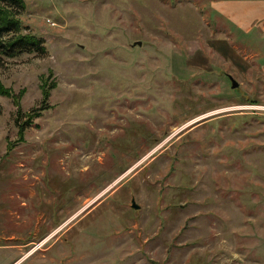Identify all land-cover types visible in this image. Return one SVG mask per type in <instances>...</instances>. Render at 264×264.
Wrapping results in <instances>:
<instances>
[{
	"label": "rangeland",
	"instance_id": "obj_1",
	"mask_svg": "<svg viewBox=\"0 0 264 264\" xmlns=\"http://www.w3.org/2000/svg\"><path fill=\"white\" fill-rule=\"evenodd\" d=\"M24 2L44 50L0 53V264H264L253 36L199 0Z\"/></svg>",
	"mask_w": 264,
	"mask_h": 264
},
{
	"label": "crops",
	"instance_id": "obj_2",
	"mask_svg": "<svg viewBox=\"0 0 264 264\" xmlns=\"http://www.w3.org/2000/svg\"><path fill=\"white\" fill-rule=\"evenodd\" d=\"M199 1L205 2L204 0ZM206 2L212 11L208 17L209 20L221 18L228 25L226 29L229 32H234V38L244 42L250 50L251 47L256 48L250 42V37L253 36L255 44H258V51L254 50V54L258 56L259 65L264 66V53L259 51L262 47L264 50V0H207ZM230 22L231 27L229 26ZM222 28L220 31L224 30ZM221 35L224 38L220 37ZM215 36L205 41L208 50L213 55L219 56L224 63H230L231 58H234L233 49H236L234 41L229 40L223 31L220 34H215ZM194 50L191 52L192 55L197 51ZM199 65L202 66L203 64L199 63Z\"/></svg>",
	"mask_w": 264,
	"mask_h": 264
},
{
	"label": "trees",
	"instance_id": "obj_3",
	"mask_svg": "<svg viewBox=\"0 0 264 264\" xmlns=\"http://www.w3.org/2000/svg\"><path fill=\"white\" fill-rule=\"evenodd\" d=\"M24 9V0H0V53L14 56L18 53L44 50L40 37L30 32H22L24 27L17 15ZM46 108L47 106L38 109L33 117L40 116ZM33 117L29 116L25 126L31 124Z\"/></svg>",
	"mask_w": 264,
	"mask_h": 264
},
{
	"label": "water",
	"instance_id": "obj_4",
	"mask_svg": "<svg viewBox=\"0 0 264 264\" xmlns=\"http://www.w3.org/2000/svg\"><path fill=\"white\" fill-rule=\"evenodd\" d=\"M135 44L139 45V44H141V43H140V42H137V43H135ZM230 79H231V82H232V87H237V86H238V82H236V80H235L234 78H232V77H230ZM132 207H133V208H136V209L139 208V205L136 204V202H135L134 199H132Z\"/></svg>",
	"mask_w": 264,
	"mask_h": 264
},
{
	"label": "flooded vegetation",
	"instance_id": "obj_5",
	"mask_svg": "<svg viewBox=\"0 0 264 264\" xmlns=\"http://www.w3.org/2000/svg\"><path fill=\"white\" fill-rule=\"evenodd\" d=\"M228 73L226 72V75H227ZM228 75H230V74H228Z\"/></svg>",
	"mask_w": 264,
	"mask_h": 264
}]
</instances>
